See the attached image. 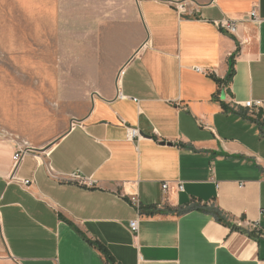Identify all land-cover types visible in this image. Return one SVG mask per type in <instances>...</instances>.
Segmentation results:
<instances>
[{"label": "crops", "instance_id": "crops-1", "mask_svg": "<svg viewBox=\"0 0 264 264\" xmlns=\"http://www.w3.org/2000/svg\"><path fill=\"white\" fill-rule=\"evenodd\" d=\"M133 1L115 85L16 167L0 134V264H264V0Z\"/></svg>", "mask_w": 264, "mask_h": 264}, {"label": "rangeland", "instance_id": "rangeland-1", "mask_svg": "<svg viewBox=\"0 0 264 264\" xmlns=\"http://www.w3.org/2000/svg\"><path fill=\"white\" fill-rule=\"evenodd\" d=\"M135 8L133 0H0V134L47 147L91 93L115 85L120 51L136 32L119 37L114 28Z\"/></svg>", "mask_w": 264, "mask_h": 264}, {"label": "built area", "instance_id": "built-area-1", "mask_svg": "<svg viewBox=\"0 0 264 264\" xmlns=\"http://www.w3.org/2000/svg\"><path fill=\"white\" fill-rule=\"evenodd\" d=\"M174 5H175L176 9L180 13H183V12H186L187 11L189 4L186 1H180V2H176ZM249 15H250V17L253 20L257 21V16H256V13H255V10H251L249 12ZM215 25L217 27H219L220 29H222V30H224V31H226V32H228L230 34H236L237 27H236V22L234 20L222 19V20L217 21L215 23ZM196 70L197 71H200L199 68H196ZM259 105H260V102H258V101H251V100H248V101L244 102V104H243V106L245 108H248V109L257 108V107H259ZM128 137L130 139L139 137L138 130L136 128H129L128 129ZM30 149L31 148H30V146L28 145L27 142H22L21 144H19L16 147V149L14 150V152L12 154V157H11L13 167H16L17 163L21 160V158L24 156V154H26ZM72 178L75 179V180H77L80 184H83V185H91V182H89V181L81 178L77 174H73L72 175ZM23 183L27 185L29 183V180L28 179H25V180H23ZM168 187H169L168 182H163L161 184V189H162L163 193H166L167 192ZM177 190L178 191L183 190V186H182L181 183H178L177 184ZM130 202L134 206H136V208H139L138 207L139 201H138V199L136 198L135 195H131L130 196ZM129 228L132 231H136L137 230V220H130L129 221Z\"/></svg>", "mask_w": 264, "mask_h": 264}, {"label": "water", "instance_id": "water-1", "mask_svg": "<svg viewBox=\"0 0 264 264\" xmlns=\"http://www.w3.org/2000/svg\"><path fill=\"white\" fill-rule=\"evenodd\" d=\"M162 143H164V142H162Z\"/></svg>", "mask_w": 264, "mask_h": 264}]
</instances>
